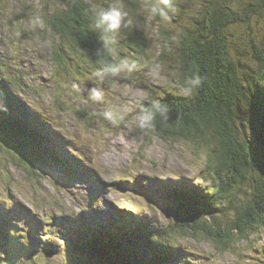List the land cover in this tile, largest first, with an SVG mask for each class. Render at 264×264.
I'll return each instance as SVG.
<instances>
[{"label": "trees", "instance_id": "16d2710c", "mask_svg": "<svg viewBox=\"0 0 264 264\" xmlns=\"http://www.w3.org/2000/svg\"><path fill=\"white\" fill-rule=\"evenodd\" d=\"M5 2L0 0V6ZM143 2L124 0L134 26L123 29L119 41L139 61L166 62L176 76L173 87L155 85L148 91L143 106L153 99L171 106L170 119L167 122L157 119L150 132L165 141L183 139L196 150L203 149L208 169L206 177L209 182L213 180L207 192L194 185L190 190L185 188L186 196L175 191L176 188H165L166 195L176 202L169 208L167 216L172 222L167 227L182 235L211 237L223 251L235 239L240 243L264 225V0H174L177 11L169 21L154 19L161 34V49L157 55L148 52L153 42L139 25L144 15ZM43 3L46 9L42 22L45 33L52 35L49 43L55 70L67 71L66 63L70 64L71 59L76 61L78 52L85 56L83 64L88 66L116 64L117 54L100 52L98 35L90 27V9L102 4V0L96 4L91 0H44ZM64 61L68 62L62 64ZM3 65H0L2 162L12 161L32 179H37L38 174L42 177L45 173L42 168H54L56 163L66 166L55 150L57 141H50L42 134L45 131L57 138L55 128L45 119L46 114L13 93L6 73L8 65ZM75 66L80 70L78 67L82 65L76 62ZM195 73L205 77L203 86L190 99L179 96L184 82ZM88 81L93 83L95 79L90 76ZM58 181L66 183L65 179ZM6 204H1V212H9L3 207ZM225 209H229L233 219L221 222ZM6 218L0 216V264H30L22 255L15 260L9 256L7 249L15 255V247L21 239H27L13 229L15 236L4 235V226L9 224ZM139 220L141 223L131 219L122 224L114 223L108 229L107 223L102 221L93 227L94 240L88 236H79V241L72 239L76 231L82 233L81 225L68 227L60 253L65 255L70 245L80 249V246L85 247L81 243H88L97 247V255H89L91 247H85L87 252L74 249V263L70 257L62 264H157L156 260L162 262L155 258L163 247L169 249V260L175 262L177 258L178 263L183 264L179 261L180 248L169 242L163 231H153L149 224L144 225L145 221ZM57 221L59 224L64 220ZM243 232L248 236H243ZM8 233L6 227L5 234ZM45 240L47 238H43ZM94 241L98 243L93 245ZM35 249L38 253L32 263L38 264H44L43 257L59 252L58 245L48 241ZM85 258L90 261H83Z\"/></svg>", "mask_w": 264, "mask_h": 264}, {"label": "rangeland", "instance_id": "374dc122", "mask_svg": "<svg viewBox=\"0 0 264 264\" xmlns=\"http://www.w3.org/2000/svg\"><path fill=\"white\" fill-rule=\"evenodd\" d=\"M93 1L96 4L98 0H91L92 3ZM4 2L5 5L0 6V65L2 67L3 64L8 65L6 73L10 89L15 95L18 93L19 96L25 97V100L47 114L45 119L69 139L70 149L85 158V163L79 162L78 158L71 155L67 158L69 164L80 168L88 165L87 169L98 175L100 182L98 184L103 186V189H100L96 184L92 188L90 187L92 183L78 179L75 182L71 181L72 185L68 187H61L56 181L57 175L55 173L52 175V171L45 174L42 168L45 175L42 174L40 177L38 174L35 176L37 179H32L20 166L4 159L2 162L0 158V198L9 201V207L14 203L24 207L29 211L28 214L33 215L41 223V234L36 235L41 242L48 241L58 245L59 252L50 254L47 258L43 257L44 264L65 263L64 252L60 251L61 241L66 238L65 229L68 227H73L72 225L77 223L81 226L86 224L90 228L96 227L104 219L101 215L108 212L109 220L105 219L106 222H110L105 225L108 229L114 224L111 221L115 218H123L124 223L130 220L127 218L130 215L124 213L126 210L139 218H145L146 222L143 224H149L151 229L154 228L153 231L157 229L163 231L164 237L167 235L169 242L180 248L179 259L183 264H264V225L262 228H256L254 234L242 239L240 243L235 239L231 246L222 251L220 245H216L211 237L202 234L193 237L190 234L182 235L170 231L167 226L172 222V218L165 214L166 209H160L156 203L145 200L144 192H141L144 188L142 185L158 186L149 178L158 182L172 181L175 187H183L174 190L184 196L187 193V191L184 193V189L188 187L185 179L202 186L203 191L207 189L205 192L213 181L211 179L209 182L206 177L208 169L203 149L196 150L192 143L183 139L165 141L153 136L151 132H141L134 125L128 124L132 115L144 105L150 88H154L155 85L171 88L175 85L176 76L166 62L159 63L162 76L159 82L149 76V69L158 63L150 64L151 61L148 59L140 61L146 66L131 75H108L101 80L94 73L102 66L83 64L85 56L82 57L80 52L76 53V61L71 59L68 65L66 63L68 61L62 63H66L67 71L60 68L56 69L58 71L56 73L49 43L52 35L50 32L45 33L42 22L43 11L46 9L44 0ZM110 3L111 0H102L104 6ZM126 10L130 14L129 9ZM139 25L153 42L148 52L157 55L161 49L158 25L145 14L143 19L139 20ZM116 52V64L124 59L138 60L131 56L130 49L120 41ZM76 62L81 63L82 66L78 67L80 70L76 69ZM90 76L95 79L98 86L90 84L88 81ZM93 88L99 89L105 99L92 100L89 93ZM138 90H143L147 95L142 97ZM113 103L131 109L125 120L112 121L105 118L104 112L108 104ZM70 149L68 148V151ZM56 170L60 171L58 166ZM57 174L63 176L59 172ZM78 176L84 177L81 173H78ZM202 177L205 179L202 180ZM140 184L138 191L137 186ZM94 190L99 191L102 196L98 201L89 197L90 192ZM89 201H92V204ZM123 204L128 208L132 207L133 210L125 209ZM116 210L119 211L118 214L112 212ZM228 210L225 209V214L220 216L221 222L233 219ZM237 210L236 208L235 218ZM12 214H17V219L13 221L20 231H32L26 225L28 216L20 214L17 208L12 210ZM59 216H67L66 220L69 219V223H65L64 220L56 224L55 218H60ZM136 216L133 218L138 220ZM139 222L141 223L140 220ZM47 228L52 229V232H48ZM77 234L83 236L84 232ZM242 235L248 236L246 232ZM43 238L47 240L43 241ZM97 238L99 239V236ZM81 244L91 247L90 256L97 255V247H92L88 243ZM22 245L23 243H20L15 247L16 258L23 249ZM102 250L105 251V248L102 247ZM168 252L167 247L159 248L161 264H170Z\"/></svg>", "mask_w": 264, "mask_h": 264}, {"label": "clouds", "instance_id": "9594fccd", "mask_svg": "<svg viewBox=\"0 0 264 264\" xmlns=\"http://www.w3.org/2000/svg\"><path fill=\"white\" fill-rule=\"evenodd\" d=\"M141 11L148 18H158L160 22H166L170 20L171 15L176 13L177 9L174 0H144L141 5ZM129 15L124 0H111V3L107 7L102 4H96L90 9V27L98 35L101 43L100 52L115 55L122 30L134 26V21L129 18ZM144 66L146 65H143L136 59H124L115 65L102 67L94 75L101 80L109 74L131 75ZM149 76L152 80L159 82L162 78L161 66L159 64L153 65L149 69ZM204 81L205 77L201 74H193L184 82L178 95L185 99H190L203 86ZM138 91L142 97L147 95L143 90ZM89 95L94 101L105 99L103 93L96 88L91 89ZM129 111L131 109L113 103L108 104L104 116L108 120L115 121L119 119L123 121ZM170 113L171 106L169 104L160 99H153L147 106H142L139 111L135 112L130 121H128V124L134 125L141 132H150L155 128L157 119L167 122L170 119Z\"/></svg>", "mask_w": 264, "mask_h": 264}, {"label": "bare ground", "instance_id": "6f19581e", "mask_svg": "<svg viewBox=\"0 0 264 264\" xmlns=\"http://www.w3.org/2000/svg\"><path fill=\"white\" fill-rule=\"evenodd\" d=\"M140 187H141V184L137 186L138 191L140 190ZM50 231H52V230H49L48 232H50ZM83 235H84V236H88L87 238H91V239L94 238V237H93V234H91L89 231H88V234H83ZM97 239H98V238H97ZM92 240H94V239H92ZM98 240H99V239H98ZM98 240H97V241H98ZM97 241L92 242V244H93V245H94V244L96 245V242H97ZM97 243H98V242H97Z\"/></svg>", "mask_w": 264, "mask_h": 264}]
</instances>
